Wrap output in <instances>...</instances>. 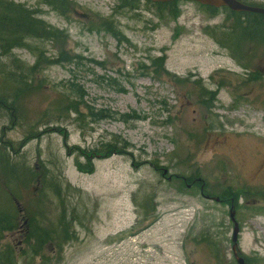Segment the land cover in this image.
<instances>
[{
    "label": "rangeland",
    "instance_id": "rangeland-1",
    "mask_svg": "<svg viewBox=\"0 0 264 264\" xmlns=\"http://www.w3.org/2000/svg\"><path fill=\"white\" fill-rule=\"evenodd\" d=\"M46 1L0 0L36 13L62 40L26 38V49L0 57V83L3 74L31 79L23 121L0 108V208H11L21 231L7 233L0 251L19 257L29 217L50 231L64 207L78 217L74 238L46 242L47 264H236L229 203L211 198L237 189L240 254L264 264V76L247 80L205 34L226 16L189 1L160 10L147 0H64V14ZM244 53L245 68L264 74V51ZM38 55L43 64L32 70ZM155 59L163 67L153 68ZM63 86L83 92L84 116L41 121ZM201 89L215 100L201 99ZM115 143L127 153L91 160L90 175L76 170L87 160L75 149L104 152ZM29 173L64 192L68 185L66 204H39L42 184ZM30 257L16 264H40Z\"/></svg>",
    "mask_w": 264,
    "mask_h": 264
},
{
    "label": "trees",
    "instance_id": "trees-1",
    "mask_svg": "<svg viewBox=\"0 0 264 264\" xmlns=\"http://www.w3.org/2000/svg\"><path fill=\"white\" fill-rule=\"evenodd\" d=\"M243 4L257 6L254 4L248 3L245 0H238ZM176 3L170 4H155L157 9L165 10V8H173L177 5ZM45 5L51 7L53 11H56L60 14H64L65 9L64 0H47ZM257 7L264 8L263 5H258ZM209 12H221L226 16L225 20L221 25L213 26L212 29H205V34L208 35L212 40H214L217 46H220L222 49H226L229 52V55L234 58L239 66L245 70L247 80H252L253 82H258L262 79L264 74H260L257 71H250L245 68V57L244 52L246 51H264V15L262 14H252V13H239L232 12L226 8L217 10L214 8L204 7ZM33 13L27 10H24L20 6L11 5L5 2H0V57L9 54L15 48L26 49L25 45L26 38L36 40V39H46L48 42L62 43L60 40L61 37L58 31L54 30L50 26H45L42 22L32 18ZM177 16V15H175ZM106 26L105 24H103ZM107 31L117 38L116 31L107 26ZM60 43V44H61ZM63 46V45H62ZM60 59L66 60V55L63 52L59 55ZM36 61L32 70H35L38 65H42L41 56H36ZM47 64V63H45ZM245 64V65H244ZM163 59H155L152 63V67L157 66L163 67ZM2 83H5L2 87ZM64 87V86H63ZM62 87V88H63ZM31 89V79L29 76L22 73L21 77L12 76L11 74H3L1 83H0V108L7 115H12V121H23L24 113L19 107L21 99L24 97V94L28 93ZM53 107L49 109L48 113L43 115L41 121H52V120H64L69 119L70 116L76 118H81L83 115L82 107L83 104V92L78 88H70L69 86L64 87L60 91L53 90ZM201 99L206 97L208 102H213L215 100V95L210 91L201 89ZM205 101L203 102V104ZM88 111V110H87ZM50 124H46L49 126ZM48 128V127H46ZM51 132H55L51 130ZM34 139L37 138L38 133H34ZM28 143L27 141L18 143L16 145L17 149L22 148ZM1 151V150H0ZM77 152V149H75ZM73 152L72 154H79L81 158L87 160L86 164L76 163L75 168L81 173L91 174L93 172V167L91 160L97 157H111L112 155H124L127 153L124 148H119L115 143V146L111 150L107 151H94V153H85L80 151L79 153ZM10 155V153H9ZM5 161L13 164V161L5 157ZM29 173L28 175H30ZM32 177H36L42 186L37 191V202L40 204L45 199L49 200L51 197L57 200L62 204H66L69 187L66 186V192L63 191L62 185L57 183H51L50 186L46 183L47 176L43 173L40 174H31ZM30 175V176H31ZM51 182V181H50ZM13 195L12 192L9 195ZM236 198V196H235ZM9 202H11L9 200ZM10 208V206H9ZM74 212V211H72ZM9 210H2L0 208V240L5 239L7 233L16 232L19 233V227L17 216ZM68 210L64 207L62 208L60 214H58L57 223L52 228V230H46L42 227L41 221H38L36 216H30L29 221L23 228L24 244L26 250H24L21 255L18 257L12 252V249L7 247L0 251V264H16V260L25 256L30 252V259L35 260L36 257L41 259L40 264H47V260L44 259L43 249L46 245V242L50 241L51 245L58 247L61 245V242L64 241L68 243L74 238V228L73 224L78 220L74 217V213L69 215ZM246 264H248L246 262Z\"/></svg>",
    "mask_w": 264,
    "mask_h": 264
},
{
    "label": "water",
    "instance_id": "water-1",
    "mask_svg": "<svg viewBox=\"0 0 264 264\" xmlns=\"http://www.w3.org/2000/svg\"><path fill=\"white\" fill-rule=\"evenodd\" d=\"M151 3H167V2H175L176 0H150ZM180 1H192L196 3H200L201 5L208 6V7H214V8H223L226 7L232 12H241V13H254V14H263L264 15V9L262 8H254L250 6H245L238 2L237 0H180ZM234 214L235 211L231 208L229 218L231 222H233V234H232V254L233 257L236 258V261L238 264H244L243 260L240 257H237V251H238V245H237V237H238V224L234 220Z\"/></svg>",
    "mask_w": 264,
    "mask_h": 264
},
{
    "label": "flooded vegetation",
    "instance_id": "flooded-vegetation-1",
    "mask_svg": "<svg viewBox=\"0 0 264 264\" xmlns=\"http://www.w3.org/2000/svg\"><path fill=\"white\" fill-rule=\"evenodd\" d=\"M202 196V198H206V199H210L211 197H205L204 195H201ZM232 199V198H231ZM225 200L224 199H222V198H220L219 200H218V202L220 203V202H224ZM232 201V200H231Z\"/></svg>",
    "mask_w": 264,
    "mask_h": 264
}]
</instances>
